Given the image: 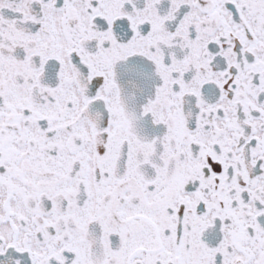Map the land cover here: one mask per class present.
I'll return each instance as SVG.
<instances>
[{
    "label": "snow or ice",
    "instance_id": "6c2138e0",
    "mask_svg": "<svg viewBox=\"0 0 264 264\" xmlns=\"http://www.w3.org/2000/svg\"><path fill=\"white\" fill-rule=\"evenodd\" d=\"M0 264H264V0H0Z\"/></svg>",
    "mask_w": 264,
    "mask_h": 264
}]
</instances>
